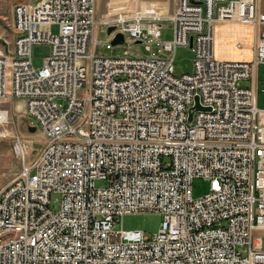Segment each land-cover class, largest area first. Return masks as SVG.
<instances>
[{"label": "built area", "instance_id": "1", "mask_svg": "<svg viewBox=\"0 0 264 264\" xmlns=\"http://www.w3.org/2000/svg\"><path fill=\"white\" fill-rule=\"evenodd\" d=\"M96 14V0L15 8L0 102L25 101L46 144L27 163L16 140L24 164L0 191V264H264V111L258 79L241 85L264 65V5L177 0L168 16ZM165 22L172 41H162ZM217 23L254 27L253 60L216 58ZM96 26L107 42L92 41ZM91 41L149 55L98 56ZM36 45L50 47L40 69ZM178 48L193 54L180 77ZM196 180L209 184L200 198ZM152 213L162 217L157 233L123 229L124 217Z\"/></svg>", "mask_w": 264, "mask_h": 264}, {"label": "rangeland", "instance_id": "2", "mask_svg": "<svg viewBox=\"0 0 264 264\" xmlns=\"http://www.w3.org/2000/svg\"><path fill=\"white\" fill-rule=\"evenodd\" d=\"M264 5V0H259ZM42 2V1H40ZM38 2V3H40ZM26 5V6H36ZM19 5L18 0H0V52H8L12 49L16 31L15 8ZM177 8V0H96V18L98 21L117 13H159L164 16L171 15ZM216 24L215 28V54L216 58L225 61L242 62L252 60V47L255 45L256 33L253 31L238 32V30L221 27ZM162 41L173 40V26L170 22L164 23ZM57 28L53 32L57 33ZM108 36L96 26L93 32L92 41L107 42ZM91 41L89 49L94 50L100 56H127L145 58L149 54L141 45H133L131 48L122 46L113 52L106 48L96 47ZM240 41V42H239ZM254 42V44H253ZM242 44L239 49L237 44ZM50 55V47L47 45H36L32 50L33 65L36 69L42 68L44 61ZM176 76L190 74L193 71V54L187 48H178L175 55ZM257 83V105L260 111H264V65H260L256 70V76L252 80L243 81V87H254V80ZM0 112H6L7 121L0 123V191L8 186L21 172L23 159L15 147L17 138H20L27 146L26 162L31 163L46 144L44 134L38 129L37 125L26 114L25 101L14 99L12 101L0 102ZM259 121H264V115L259 116ZM36 128L32 132L30 129ZM98 187L104 186L102 182L97 183ZM209 190V184L202 180H196L193 185V195L200 198ZM57 196L52 197L55 209ZM162 217L158 214L131 215L123 218L122 227L128 231H143L147 236L157 233L161 227ZM117 228H120L118 226Z\"/></svg>", "mask_w": 264, "mask_h": 264}, {"label": "crops", "instance_id": "3", "mask_svg": "<svg viewBox=\"0 0 264 264\" xmlns=\"http://www.w3.org/2000/svg\"><path fill=\"white\" fill-rule=\"evenodd\" d=\"M40 1H42V0H18V3L24 4V5H35L36 3L40 2ZM218 24H221L222 25L221 27H224V29H225V27H227L230 29L238 30V32H245L247 30H249L251 32H253V31L255 32L254 27L251 25H247V24H241V23H218ZM253 41L256 42V40L254 38H253ZM253 44H254V42H253ZM252 53H253V49H252ZM253 58H254V54H253ZM250 61L251 60H244V62H250Z\"/></svg>", "mask_w": 264, "mask_h": 264}, {"label": "water", "instance_id": "4", "mask_svg": "<svg viewBox=\"0 0 264 264\" xmlns=\"http://www.w3.org/2000/svg\"><path fill=\"white\" fill-rule=\"evenodd\" d=\"M113 31V28H109V33H111ZM123 43V36L122 35H118L117 38L113 41V45H120ZM199 108V106H198ZM32 132L36 131V128H31L30 129Z\"/></svg>", "mask_w": 264, "mask_h": 264}, {"label": "bare ground", "instance_id": "5", "mask_svg": "<svg viewBox=\"0 0 264 264\" xmlns=\"http://www.w3.org/2000/svg\"><path fill=\"white\" fill-rule=\"evenodd\" d=\"M7 115L6 112H0V123H5L7 121Z\"/></svg>", "mask_w": 264, "mask_h": 264}]
</instances>
